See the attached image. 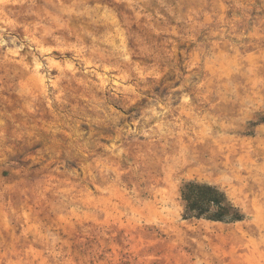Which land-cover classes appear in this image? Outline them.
<instances>
[{
  "label": "rangeland",
  "instance_id": "obj_1",
  "mask_svg": "<svg viewBox=\"0 0 264 264\" xmlns=\"http://www.w3.org/2000/svg\"><path fill=\"white\" fill-rule=\"evenodd\" d=\"M262 117L264 0H0V264H264Z\"/></svg>",
  "mask_w": 264,
  "mask_h": 264
},
{
  "label": "trees",
  "instance_id": "obj_2",
  "mask_svg": "<svg viewBox=\"0 0 264 264\" xmlns=\"http://www.w3.org/2000/svg\"><path fill=\"white\" fill-rule=\"evenodd\" d=\"M264 123V117L260 119ZM185 219L203 218L212 222H238L245 219L223 190L215 185L197 181L185 182L179 192Z\"/></svg>",
  "mask_w": 264,
  "mask_h": 264
}]
</instances>
